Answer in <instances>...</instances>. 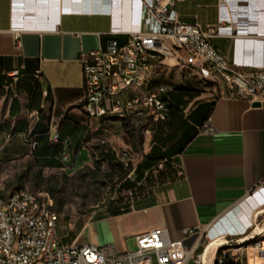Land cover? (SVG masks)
Wrapping results in <instances>:
<instances>
[{
	"label": "crops",
	"instance_id": "obj_1",
	"mask_svg": "<svg viewBox=\"0 0 264 264\" xmlns=\"http://www.w3.org/2000/svg\"><path fill=\"white\" fill-rule=\"evenodd\" d=\"M142 1L0 0V160L30 157L50 171L75 164L85 138L110 121L88 118L77 107L83 95L79 57L103 46L111 31L123 40L137 30ZM222 1L181 0L174 9L180 22L220 25L210 41L230 61L264 68V0ZM15 69L25 76L9 87L8 73ZM165 69L161 82L174 86L169 97L176 88L184 90L173 125L187 123L195 133L164 159L175 168L165 186L126 212L84 223L81 243L122 250L126 236L156 226L167 227L172 239L193 229L228 240L259 217L264 221V192L253 193L264 181V102L254 106L230 95L221 80L190 67Z\"/></svg>",
	"mask_w": 264,
	"mask_h": 264
},
{
	"label": "built area",
	"instance_id": "obj_2",
	"mask_svg": "<svg viewBox=\"0 0 264 264\" xmlns=\"http://www.w3.org/2000/svg\"><path fill=\"white\" fill-rule=\"evenodd\" d=\"M177 1L181 0L142 1L137 30L126 33L123 40L111 31L103 46L81 53L83 95L77 107L86 117L137 114L155 124L165 120L174 86L153 81L159 68L190 67L221 80L230 95L264 102V68L241 66L226 58L210 41L220 25L201 28L180 22L174 9ZM217 1L222 5V0ZM8 75L12 80L6 85L15 86L18 70ZM35 76H41L39 68ZM66 158L63 153L62 159ZM261 192L264 181L253 190ZM58 220L51 199L25 187L4 196L0 182V264H264V238L254 239L259 234L246 244L240 238L228 240L226 246H236V251L228 253L225 245H218L202 255L200 250L210 240L206 233L187 229L182 239H172L167 227L156 226L136 234V249L129 251L111 243L62 244Z\"/></svg>",
	"mask_w": 264,
	"mask_h": 264
},
{
	"label": "rangeland",
	"instance_id": "obj_3",
	"mask_svg": "<svg viewBox=\"0 0 264 264\" xmlns=\"http://www.w3.org/2000/svg\"><path fill=\"white\" fill-rule=\"evenodd\" d=\"M166 71L159 68L156 74H152L153 81L164 80ZM155 126L146 116H115L85 138L82 155L66 170L43 169L35 165L30 157L0 160V182L4 187V196L16 188L25 187L41 193L45 199H51L53 209L59 214L56 231L61 243L68 245L78 237L80 244L86 241L85 234L79 235L84 223L107 216L112 203L129 210L138 203L149 201L172 177L173 164L160 160L146 170L144 177L133 187L127 188L122 184L125 179L132 180L130 173L154 142L159 147H163V142H169L167 121ZM256 223L264 228L262 217ZM253 230L254 227H251L244 234L228 240L241 239ZM260 238H264V229L254 239ZM226 245L223 249L228 253L238 249ZM123 249H136L134 236L123 239Z\"/></svg>",
	"mask_w": 264,
	"mask_h": 264
},
{
	"label": "trees",
	"instance_id": "obj_4",
	"mask_svg": "<svg viewBox=\"0 0 264 264\" xmlns=\"http://www.w3.org/2000/svg\"><path fill=\"white\" fill-rule=\"evenodd\" d=\"M37 69V68H36ZM18 70V78L15 82V85L18 83L20 78H23L25 76L24 72L20 69ZM174 90V89H173ZM184 94V90L181 88H176L175 92L170 95L167 107H168V114L165 120L158 121L156 123L155 128L157 127L159 122L164 123L167 121V124H169L170 132L168 134L167 140L169 142H163V147H159L154 144L150 147L149 152L144 156V158L137 163V165L134 167L132 172V180L125 179L123 181V186L130 188L133 187L137 181L141 180L144 177V172L146 170H149L153 165H155L158 161L164 160L175 154L176 152L180 151L183 146L192 138V136L195 133V129H190L189 125L181 124L178 126L176 124V127H174L173 123L174 120L172 118L173 114H178V112L181 110L178 106L180 104V99L182 98ZM196 93L191 92L189 97L192 98ZM194 110L189 114V117H192ZM115 116H110L108 119H113ZM205 119V116L202 117V120ZM160 139V138H159ZM128 211L127 208L121 207L119 205H113L108 210V215H118L123 212Z\"/></svg>",
	"mask_w": 264,
	"mask_h": 264
},
{
	"label": "bare ground",
	"instance_id": "obj_5",
	"mask_svg": "<svg viewBox=\"0 0 264 264\" xmlns=\"http://www.w3.org/2000/svg\"><path fill=\"white\" fill-rule=\"evenodd\" d=\"M264 229V228H256L253 230L252 233H250L249 236H243L241 238V241H245L247 239H250L252 235H256V234H259L261 232V230ZM228 244V241L227 240H219V238L215 239V238H212L209 240L208 244L206 246H204L201 250H200V253L203 255H207L208 253H210L216 246L218 245H226Z\"/></svg>",
	"mask_w": 264,
	"mask_h": 264
},
{
	"label": "water",
	"instance_id": "obj_6",
	"mask_svg": "<svg viewBox=\"0 0 264 264\" xmlns=\"http://www.w3.org/2000/svg\"><path fill=\"white\" fill-rule=\"evenodd\" d=\"M259 104H260V102H258V101L252 102V105H254V106H258Z\"/></svg>",
	"mask_w": 264,
	"mask_h": 264
}]
</instances>
